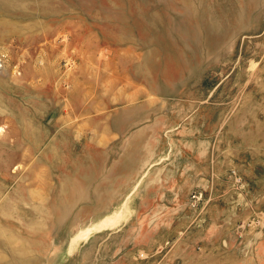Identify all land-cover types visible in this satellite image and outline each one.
<instances>
[{
	"label": "rangeland",
	"instance_id": "1",
	"mask_svg": "<svg viewBox=\"0 0 264 264\" xmlns=\"http://www.w3.org/2000/svg\"><path fill=\"white\" fill-rule=\"evenodd\" d=\"M0 264H264V0H0Z\"/></svg>",
	"mask_w": 264,
	"mask_h": 264
}]
</instances>
